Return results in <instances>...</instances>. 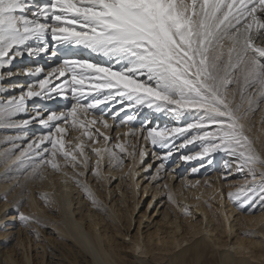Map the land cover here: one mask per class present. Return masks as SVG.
Instances as JSON below:
<instances>
[{"label": "snow or ice", "instance_id": "6c2138e0", "mask_svg": "<svg viewBox=\"0 0 264 264\" xmlns=\"http://www.w3.org/2000/svg\"><path fill=\"white\" fill-rule=\"evenodd\" d=\"M258 41L264 42V0H0V132L15 133L0 135L5 182L21 172L43 180L50 167L80 188L98 212L112 217L87 176L103 191L104 182H135L136 169L143 166L144 179L168 204L179 206L169 179L195 187L201 182L193 183L189 175L219 166L218 179L243 177L226 193L236 208L264 211V148L252 137L251 120L264 106V43ZM25 56L37 63L16 67ZM41 56L58 62L47 68L38 62ZM17 76L31 82L18 84ZM35 125L42 131L33 134ZM97 125L115 128L114 136ZM121 127L127 131L121 133ZM69 130L80 135L65 141ZM145 145L151 146V163H145ZM193 161L186 174L173 175L181 162ZM204 184L211 187L208 180ZM139 187L135 183L137 195ZM27 192L12 183L0 200L5 215L11 209L20 227L39 239L38 227L51 222L23 211ZM40 195L47 203V194ZM191 207L183 205L182 215L195 220ZM218 215L228 219L215 209L217 225ZM204 225L211 226L207 217ZM240 235L264 237L255 229ZM123 239L138 255H148L142 235ZM252 246L236 244L230 251L251 258Z\"/></svg>", "mask_w": 264, "mask_h": 264}, {"label": "bare ground", "instance_id": "6f19581e", "mask_svg": "<svg viewBox=\"0 0 264 264\" xmlns=\"http://www.w3.org/2000/svg\"><path fill=\"white\" fill-rule=\"evenodd\" d=\"M17 62L19 67L37 63L36 60H30L27 56ZM38 62L51 68L58 61H49L41 56ZM21 77L23 76H18L21 83L30 81L29 77ZM28 103L32 106L33 101L30 100ZM257 115L264 117V106ZM108 122L111 123L110 120ZM97 127L109 134V129L101 125ZM39 131H42L39 125L31 128L33 134ZM119 131L124 133L127 128L121 127ZM79 135V132L69 130L64 139L74 141V138ZM252 137L254 139L258 137L257 147L264 148V120L259 128L254 125ZM84 139L87 140L86 137ZM102 144L101 140L94 146ZM65 171L70 173L71 169L67 168ZM108 171L107 168H103L105 175ZM136 171L139 174L137 180L134 182L131 179H124L127 180L124 189L121 186L123 180H118L113 187L112 183L115 181L111 184L104 182V190L99 191V185L95 179L87 176L93 191L108 205L111 213L115 214L107 217L98 212L84 192L62 172H53L49 167L44 170L46 178L43 180L29 178L24 172L13 173L11 179L5 182L3 166L0 165V193L9 184L18 182L17 179L21 180V185L28 189L27 211L35 213L44 221L51 222L45 229L48 231L50 228V231L55 234L54 239L48 238L44 235L46 230L38 227L41 237L39 239L36 237L35 243H32L27 230L21 227L17 229L10 227L14 217L12 215L3 217L5 204H1L0 264H201L204 263L205 258L214 264H264V237L249 240L248 237L240 235L242 229H255L264 233V211L259 210L260 213L254 214H248L246 210L234 212L235 208H232L233 205L230 204L226 193L229 190H235L237 185L229 189L227 184L210 183L211 187L200 184L199 187L189 186L181 190L179 185H173L169 180L174 197L179 203V206H174L168 204L165 197L144 179L142 169L137 168ZM135 183L140 185L138 195ZM129 184H133L132 190L128 188ZM217 189L223 193V198L217 193ZM36 191L38 194H47L46 199L49 204L46 207L39 205L37 196L34 194ZM153 196L156 200L154 206L149 208L148 205L153 202ZM146 202L145 210L139 212L138 207ZM185 204L192 206L190 211L195 216V220L182 215V207ZM209 204L212 205L211 209L208 207ZM221 205H223L222 208ZM217 208H220L221 213H225L228 217L225 220L224 215H218L219 225L212 221V212ZM205 217L208 218L210 227L204 225ZM2 219L9 221L2 224ZM177 228L180 230L177 231ZM141 235L143 246L148 253L146 256L138 255L134 245L123 239L124 236H131L136 240ZM186 240L187 244H185ZM236 244H242L244 247L253 245L250 249L251 258L247 253L231 252V247ZM34 248L40 249V262H33L34 256L31 251Z\"/></svg>", "mask_w": 264, "mask_h": 264}, {"label": "rangeland", "instance_id": "374dc122", "mask_svg": "<svg viewBox=\"0 0 264 264\" xmlns=\"http://www.w3.org/2000/svg\"><path fill=\"white\" fill-rule=\"evenodd\" d=\"M18 61V60H17ZM16 61V67H19L18 66V62ZM16 67H14L12 70L13 71H15L16 70ZM47 68H49V67H47ZM20 77V76H19ZM23 77H26V76H23ZM14 82H16V83H21L22 81H21V79H18V76L17 77H15V81ZM31 82V80L28 82V83H30ZM7 83V82H6ZM17 94V93H16ZM30 106V105H29ZM147 110H145V112H146ZM259 112V111H258ZM258 112H256L252 117H251V120H252V122H253V124L255 125V126H258V128L261 126V124H262V121L264 120V117H260L259 115H257L258 114ZM143 114L144 113H141L140 114V116H141V118H143ZM98 115V114H97ZM20 118H23V117H20ZM106 119H107V117H106ZM153 123H155L156 122V118L155 117H153ZM110 121H111V123L110 124H112V120L111 119H109ZM160 123H165V121H164V119L163 118H160ZM102 126V125H101ZM136 126H138V125H136ZM114 131H115V128H113V129H109V134L110 135H112L113 136V134H114ZM253 132V131H252ZM13 134H15L14 132L13 133H10V132H0V135H13ZM35 134V133H34ZM256 135V134H255ZM129 139H132V140H134V138H132V137H129ZM114 141V140H113ZM112 141V142H113ZM24 143H26V142H24ZM146 147H148V150H149V155H148V157H147V159H146V161H145V163H151L152 162V157H151V151H152V149H151V146H149V145H145ZM188 149L189 150H191V151H195L196 149L195 148H193V146H188ZM129 150H131V149H129ZM156 151L157 152H159L160 151V149H156ZM182 152H184L185 150H181ZM179 154L180 153H176V154H174V156H173V158H172V163H174L175 162V160L178 158V156H179ZM152 158V159H151ZM129 159V158H128ZM193 166H195V162L193 161V162H190V163H187V164H185L184 162H181L180 163V165L177 167V170H176V173H174L173 175H175V176H177V177H179V176H183L184 174H186L189 170H190V168L191 167H193ZM142 167L143 166H141V167H138L139 169H142ZM154 167H155V165H154ZM169 167H171V163L169 164ZM205 172H206V170H201V172L199 173V174H197V175H189L188 177H187V179L188 180H191V181H193V183L196 181V180H200V184H204V180H208L209 181V184L210 183H213V184H217V183H222V184H232L233 186L234 185H237V186H239V184L242 182V180H243V177H241L240 176V174H238V173H236V174H234V175H232V176H230L229 177V179H228V181H224V180H222V179H218V177L221 175V173H222V169L221 168H219V166L217 167V169H216V171H212V172H207V174H205ZM142 175L143 176H145V173L144 172H142ZM18 180V182L20 183V184H22V181L21 180H19V179H17ZM170 180V182L172 181V184L173 185H179V188L181 189V190H184L185 188H188V187H185L184 186V181H182V180H180L179 178H177V179H175V180H173V179H169ZM118 181H115L114 183H112V187L113 186H115L116 185V183H117ZM16 183V182H15ZM145 183V182H144ZM126 184H127V180H123V183L121 184V186H122V188L124 189L125 188V186H126ZM199 184V185H200ZM199 185H197V186H195V187H199ZM191 187V186H190ZM21 191V188L20 187H17L16 189H15V192L16 193H19ZM34 194L37 196V199H38V202H39V205L41 206V207H46L48 204H49V202H47V203H45V198H43V197H41V195L40 194H38V191H36V192H34ZM26 195V202H25V206H24V208H23V211H25L26 213H29V211H27V209H28V197H27V193L25 194ZM13 197L10 195L9 196V199H12ZM48 201V200H47ZM148 202V201H147ZM147 202L146 203H142L139 207H138V211L139 212H143L144 210H145V206L147 205ZM4 203V201L3 200H0V205L1 204H3ZM230 204L231 205H233L232 206V208L234 207L235 209H234V212H236V211H238V209L234 206V204L230 201ZM5 208V207H4ZM3 208V209H4ZM247 211V210H246ZM3 212H4V210H3ZM254 213H260V211L259 210H256V211H254V212H252L251 214H254ZM249 214V213H248ZM7 215H12V217H14L15 216V213L14 212H12L11 211V209H9V212H8V214ZM6 215H5V213L3 214V217H5ZM9 220H7V219H2V224H5V223H7ZM12 221V220H11ZM11 226L10 227H14V229H17V228H20V225H19V222L18 221H16V220H14V222H13V224H10ZM40 228V227H39ZM44 229L43 230H46L47 229V227H43ZM46 228V229H45ZM51 229L50 228H48V233L46 232V231H44V235H46V237H48V238H53L54 239V237H55V234L54 233H52L51 231H50ZM10 231H12V229H10ZM14 231H16V230H14ZM40 233V232H39ZM51 234V235H50ZM53 234V235H52ZM29 236H30V238L32 239L31 241H32V243L34 242L35 243V238H36V236H32L31 237V235L29 234ZM39 237H41V233H40V236ZM34 250V251H33ZM32 251H31V253H33L32 255L34 256L33 257V262H40V260H41V254L39 253V251H40V249H33ZM204 261V260H203ZM206 262V263H205ZM203 263V262H202ZM201 263V264H202ZM207 263H209V264H212L213 262L212 261H210V260H208V259H206L205 258V261H204V263L203 264H207ZM190 264H193V263H190ZM214 264V263H213Z\"/></svg>", "mask_w": 264, "mask_h": 264}]
</instances>
